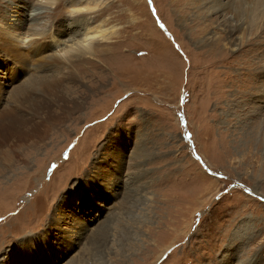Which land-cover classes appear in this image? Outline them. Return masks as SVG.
Here are the masks:
<instances>
[{"label":"rangeland","instance_id":"1","mask_svg":"<svg viewBox=\"0 0 264 264\" xmlns=\"http://www.w3.org/2000/svg\"><path fill=\"white\" fill-rule=\"evenodd\" d=\"M70 1L0 0L48 34L26 64L0 48V117L40 123L0 129V264H264L262 8ZM79 23L102 34L77 58Z\"/></svg>","mask_w":264,"mask_h":264},{"label":"bare ground","instance_id":"2","mask_svg":"<svg viewBox=\"0 0 264 264\" xmlns=\"http://www.w3.org/2000/svg\"><path fill=\"white\" fill-rule=\"evenodd\" d=\"M55 1H57V0H41L40 6L37 7V8L41 10V9H44V8H50V7H54V6L58 7L57 4H55ZM212 1L214 3L213 4V9H217L219 6L223 7V8L229 6V9L234 8L237 11V7L239 8L238 10H240V8H242L243 11H241V13L240 12L239 13L237 12V13L240 16H244V18H246L247 20H249L248 16L251 14L252 18H254V20L257 21L258 19L256 18V15L258 16V12H260V11H258L259 8H262V12L264 14V0H228L226 2H225V0H212ZM70 4L73 6L71 8L72 9L71 10L72 13H77V12H80V11H88L89 12V11H92V9H94V7L92 5H90L91 9H89V10L87 8H85V6L83 7L81 5V1H76L75 0V2H74V1L71 0ZM232 4H237V6H235V5L233 6ZM245 12L247 13L246 15H245ZM262 12H260V13H262ZM43 13L44 12H38L37 11L34 14L33 19L34 20H36L38 18L40 19V16ZM227 13H228V10H227ZM229 15H231V14H229ZM240 16H239V18H240ZM260 17H258V18H260ZM231 18L233 19L234 16L231 15ZM235 18H237V17L235 16ZM89 21L90 20H88L87 23H89ZM17 25L18 24H16L14 21H8L7 23L6 22L4 23L0 19V48L3 49L6 53H8V55H9V57L11 59L19 61V62H21L23 64H26V63L29 62V57L27 56V53H26L25 50H33L35 48H38L39 54H41V53L43 54V51H42L43 48H41V46H43V44L40 43L41 42L40 39H44V38L47 39L48 34H46L47 31L46 32L45 31H40L41 29H36V30L32 29L34 34L26 35V34H23V33H21L19 31V28L17 27ZM236 26H238V25H236ZM88 27H89L88 24H87V26L85 24L84 25L82 24L80 26V28L77 26V31H81V35L84 37L82 40H80V41L78 40L79 42H74L73 44H71L70 48L73 51H75V49H77L76 52H77V54H79L77 56L75 54V57H77V58L78 57L80 58L83 55L92 54L94 52L93 45L91 44L92 42H90V44H86V42L88 41V39H91L93 37H96L97 35L102 34V31L88 29ZM21 34H23V35H21ZM215 36H216V34H215ZM26 38H28L29 40L27 41ZM39 40H40V42H39ZM230 47H231V45H230ZM54 57L56 59H57V57L60 58V60H57V63L58 64L60 63V65L63 64V66L67 65V62H72V58H71L72 56L70 58H67L66 62H65L64 59L61 58V54H56V53L55 54L54 53L53 54H48L47 57H45L44 61L48 62V60H50V59L52 61L54 59ZM40 58H42V57H40ZM54 64L57 66L56 63H54ZM63 91L64 90H62L61 93ZM51 106H52V104L50 102L44 101L42 106L38 107V108H39V110H44L45 109V110H48V112H49ZM41 112H39V113H41ZM7 113L8 112H6V114H4L3 116L0 117V129H2L3 132H5L7 134L14 133L13 135H15V134L19 135V136H22V138H24V137L28 138L29 136L35 135V133L37 134V133L40 132V123L39 122H33L32 124H30L31 120H29V118H22V117L14 116L15 114H11V112L8 113V114ZM50 116H48V118H44V120L42 121V124L46 123L48 121L46 119H49ZM29 139H31V138H29Z\"/></svg>","mask_w":264,"mask_h":264}]
</instances>
